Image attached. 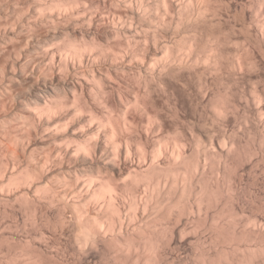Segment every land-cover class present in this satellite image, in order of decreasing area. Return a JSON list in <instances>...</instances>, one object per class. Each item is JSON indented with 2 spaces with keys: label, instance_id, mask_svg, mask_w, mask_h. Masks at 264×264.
Segmentation results:
<instances>
[{
  "label": "clouds",
  "instance_id": "obj_1",
  "mask_svg": "<svg viewBox=\"0 0 264 264\" xmlns=\"http://www.w3.org/2000/svg\"><path fill=\"white\" fill-rule=\"evenodd\" d=\"M0 264H264V0H0Z\"/></svg>",
  "mask_w": 264,
  "mask_h": 264
}]
</instances>
